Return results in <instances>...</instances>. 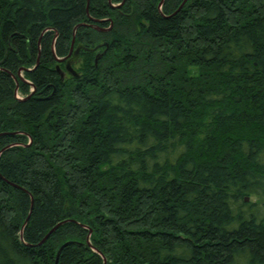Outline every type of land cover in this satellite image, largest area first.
<instances>
[{"label": "trees", "instance_id": "obj_1", "mask_svg": "<svg viewBox=\"0 0 264 264\" xmlns=\"http://www.w3.org/2000/svg\"><path fill=\"white\" fill-rule=\"evenodd\" d=\"M0 264H264V0H0Z\"/></svg>", "mask_w": 264, "mask_h": 264}, {"label": "water", "instance_id": "obj_2", "mask_svg": "<svg viewBox=\"0 0 264 264\" xmlns=\"http://www.w3.org/2000/svg\"><path fill=\"white\" fill-rule=\"evenodd\" d=\"M111 1V0H110ZM163 4V1H161L160 3V7L161 5ZM77 28V27H76ZM75 28V30H76ZM107 30V29H105ZM106 47H108V44L105 43ZM102 45H98L97 47L91 49V48H87V47H84L83 45H79L76 49H74V39H73V42H72V46H71V52L69 54V57L68 58H57L58 61H64L66 60V65H65V69L64 70H61L59 66H57V70L60 72L61 74V77L63 78L65 76L66 73H69L75 77H79V73L78 71L75 69L74 67V63L75 61L78 59L79 55H80V51L81 49L85 48L87 50H95L99 47H101ZM106 51H104L103 53H105ZM103 53H99L96 57V60H95V63L97 64L99 59L102 57ZM246 200L248 201L249 200V197H246ZM89 237L90 235L88 236V242L90 243V240H89ZM68 243H65L58 251V256L60 254V251L62 250V248L67 245Z\"/></svg>", "mask_w": 264, "mask_h": 264}, {"label": "rangeland", "instance_id": "obj_3", "mask_svg": "<svg viewBox=\"0 0 264 264\" xmlns=\"http://www.w3.org/2000/svg\"><path fill=\"white\" fill-rule=\"evenodd\" d=\"M19 96V95H18ZM257 200V197H255V196H251V197H249V201H256Z\"/></svg>", "mask_w": 264, "mask_h": 264}]
</instances>
